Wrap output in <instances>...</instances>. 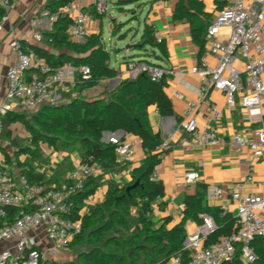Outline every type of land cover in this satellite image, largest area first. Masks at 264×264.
I'll return each mask as SVG.
<instances>
[{
    "label": "built area",
    "instance_id": "1",
    "mask_svg": "<svg viewBox=\"0 0 264 264\" xmlns=\"http://www.w3.org/2000/svg\"><path fill=\"white\" fill-rule=\"evenodd\" d=\"M15 5L16 0H0L4 11L0 29L9 20ZM95 10L99 15L106 14V0H97ZM43 15L50 25L68 17V34L73 41L84 43L90 35L91 13L80 1H69L56 11L46 9ZM33 38L41 41L43 35L36 32ZM157 41L161 43L162 37L158 36ZM12 46L17 62L7 73L8 91L1 108L3 113L16 107L36 111L42 105L67 102L77 91L79 82L92 73L88 64L76 65L70 61L54 68L21 39H15ZM209 56L217 58L215 66L209 64ZM239 58L242 66L237 65ZM128 66L132 72L145 71L153 81H160L173 72L150 62L131 61ZM192 71L200 77L201 85L198 97L187 103L180 123V128L192 136L185 145L208 147L229 143L240 154L249 151L252 169L254 163L264 158V127L254 129L252 134L235 132L227 139L214 127L199 129L192 115L201 102L207 103L213 114H220L208 97L212 89L225 93L230 108L236 105V96L240 93L243 106L264 112V0H227L208 27L204 50ZM170 138H174V134ZM103 140L116 144L119 161L132 159L140 145L138 138H123L117 132H105ZM169 141L164 139L160 149H168ZM28 142L32 145L31 135ZM97 168L96 164L81 162L69 173V181L61 185L32 184L26 176L16 175L5 158L0 157V264H46L54 261L59 252L67 250L82 232L83 216L88 211L81 209L79 218L70 217L72 197L84 188L88 178L96 176ZM156 177L155 171L153 178ZM184 180L186 184L197 182V172H187ZM253 181L249 173L228 191L230 199L237 202L236 227L230 235L206 245L205 238L216 228L213 218L206 215L205 226L198 227L185 242V249L189 250L187 261L183 262L182 256L176 255L166 264H224L239 250L244 263L254 262L257 255L250 243L256 236L264 235V181L261 182L262 193L241 191L243 185ZM223 194L224 190L216 185L208 187V199L220 198ZM161 199L158 197L151 202L148 214L155 211Z\"/></svg>",
    "mask_w": 264,
    "mask_h": 264
},
{
    "label": "trees",
    "instance_id": "2",
    "mask_svg": "<svg viewBox=\"0 0 264 264\" xmlns=\"http://www.w3.org/2000/svg\"><path fill=\"white\" fill-rule=\"evenodd\" d=\"M69 1L73 0H49L47 9L56 11ZM138 1L117 0L116 4L120 12L127 13L129 10L134 11L131 6ZM226 1L217 0L218 8L221 9ZM3 16L4 11L0 8V20ZM173 16L174 19L190 22L193 39L202 52L208 27L213 22L212 15L205 11L202 1L178 0ZM69 24L70 19L62 17L43 36L46 44L59 51L58 54L41 46L32 49L54 68L68 61L76 65L88 64L92 70L90 77L79 82L77 94L72 95L67 102L42 105L32 114L10 113L3 125L12 121H20L25 125L32 137V145L23 148L22 152L41 157L42 143L57 150L78 151L83 164H96L106 173L117 172L123 165L115 151L116 144L103 140L105 132L134 134L140 138L146 150L141 164L132 170V179L122 187L110 185L104 200L91 206L84 214L82 232L71 243L82 244L87 241L91 246L80 254V263L166 264L176 255H181L183 262H186L189 258V250L185 249L188 238L186 222L200 221L203 215L211 216L216 224V228L205 238L206 245L230 235L236 227L234 215L220 207L204 205V197L199 195H187L183 219L172 227H168L169 216L156 221L152 214L147 213L151 202L165 195L163 182L154 179L153 173L167 150L160 149L164 138L151 127L148 108L156 105L163 117L174 114L173 102L165 89L166 76L160 81H153L142 71L135 78L122 81L111 92L105 90L94 97L84 95L85 90L98 86L103 79L115 77L117 72L111 64V53L103 42L102 33L90 34L86 42L78 43L68 34ZM121 27L112 28L113 36L124 38L132 32L135 36L138 34L135 27H129L120 34ZM133 46L140 59L128 62H149L145 57L151 56L150 49L159 48L166 53L163 43L157 41L154 25L149 23H145L139 40ZM69 169L68 173L73 170L71 167ZM20 174L32 184L61 185L69 181L68 175L63 176L59 170L48 176L27 162L20 164ZM100 179L101 176L88 178L84 188L72 197L73 213L70 217L79 218V211L100 186ZM137 180L140 181L139 185L128 191L127 188ZM162 204L160 202L159 206ZM250 246L257 255L254 262L244 263L239 250L232 260L224 264H264V235L256 236ZM46 264L64 263L47 261Z\"/></svg>",
    "mask_w": 264,
    "mask_h": 264
},
{
    "label": "crops",
    "instance_id": "3",
    "mask_svg": "<svg viewBox=\"0 0 264 264\" xmlns=\"http://www.w3.org/2000/svg\"><path fill=\"white\" fill-rule=\"evenodd\" d=\"M89 10L91 13L88 29L90 34L102 33L103 42H105L104 29L107 26L111 39L116 37L118 41L124 42L125 47L116 48L114 56L111 53V64L116 69L117 75L113 78L103 79L98 86L83 92L88 97H94L101 92L107 90L111 92L115 90L122 81L135 78L139 72H132L129 69L128 61L140 59L137 57L138 51L134 49V44L139 40L143 28L138 34L130 33L124 38L119 35L113 36L112 28L122 25L120 34L130 27H134L133 23L138 21L140 17L130 19L128 12L119 11L117 1L114 8L103 15L97 14L95 4L97 0H77ZM178 0H158L146 1V6L141 15L145 14L144 25L149 23L155 27L156 38L162 37L163 46L166 53L159 48L149 50L151 56L156 58L152 61L147 57L149 62L157 63L173 70L172 73L166 75V92L171 98L174 105V114L163 117L156 105L148 108V119L151 127L155 132H160L164 139H169L170 147L162 156V161L156 167L157 180H161L165 187V195L160 202L157 203L155 211L152 213L154 219L159 221L165 216L170 217L168 227H172L179 223L184 216V205L187 195H199L204 197L203 204L211 207H220L223 210L229 207L235 217V209L237 202L230 199L228 191L232 189L236 183L244 180L247 174L251 173L254 181L243 185L241 191L246 193H262L261 182L264 181V158L254 163L251 169V154L249 151L238 153L229 143L225 145L215 146H198L185 145V141L191 139V134L180 128V123L184 119V111L187 103L196 99L197 90L201 85L200 77L192 71L193 67L198 65L202 54L200 46L194 41L192 35V27L190 22L182 19H174V10ZM203 3L206 12L212 15V19L219 12L217 0H200ZM49 0H16L14 10L10 13L9 20L0 29V157H4L13 172L20 174V164L29 163L38 170L47 173L48 176L54 175L56 170L61 171L63 176L69 175V167L75 168L81 161V154L78 151L68 152L65 150H57L47 144L42 143V157H38L29 152H22V149L31 146L28 142L29 132L25 125L20 121H12L7 125H3L4 121H8L10 113H26L32 114L25 107H16L13 110L3 113L1 108L6 103V95L8 91L9 69L17 62V54L12 46L15 39H21L31 48L41 46L58 54L59 51L53 50L46 44L44 39L38 41L33 38L36 32L42 33L43 36L52 30L43 12L47 9ZM107 2V0H106ZM116 9V10H115ZM98 17V18H97ZM127 17V19H123ZM132 18V17H131ZM107 19V20H105ZM106 21V22H105ZM124 23V24H121ZM119 24V25H117ZM136 33V31H135ZM113 57L116 62L113 63ZM123 57L124 59H119ZM142 59V58H141ZM210 65L217 64V58L208 57ZM238 66H242V59L239 58ZM77 91L74 92V95ZM209 100L213 103L219 115L213 114L208 109L205 102H201L194 112V116L198 122L199 129L204 127H214L219 135L229 138L235 132L252 134L253 130L258 127H264V112L258 109H249L241 104V94L236 96V105L228 107L227 96L220 90L212 89L209 93ZM123 138L136 137L139 139L138 151L132 159L128 161H120L123 167L117 172H104L99 166L95 177L101 176L100 186L96 192L91 195L85 202L82 209L89 210L88 205L102 202L108 192L110 185L118 184L120 187L125 185L132 179V170L141 164L145 157L144 148L141 145L140 138L134 134L118 131ZM174 134V138L170 136ZM189 171H195L198 174V181L186 184L184 176ZM210 185H216L224 190V194L220 198L208 199L207 190ZM206 215L197 220H188L186 222V232L188 238L192 236L198 227L205 226ZM55 261V260H54ZM58 262V261H57Z\"/></svg>",
    "mask_w": 264,
    "mask_h": 264
},
{
    "label": "rangeland",
    "instance_id": "4",
    "mask_svg": "<svg viewBox=\"0 0 264 264\" xmlns=\"http://www.w3.org/2000/svg\"><path fill=\"white\" fill-rule=\"evenodd\" d=\"M115 1H117V0H107L108 11H110L111 8H114V6H115L114 2ZM146 3L147 2H144V0H139L138 2H136L135 4H133L131 6L134 8V11L133 10L128 11L130 19H134V18H138V17H140V19H141L140 23L138 21H135L133 23V26L135 28H137L138 32L141 30V27L143 28V26H144L145 14L144 15H141V14L144 10L143 7L146 6ZM123 19H127V17H124ZM105 20H107V19H105ZM126 24H128V26L130 27L129 23H126ZM104 32H105V34H104L105 42H106L108 48L110 49V51H112L113 56H114V52H116L115 51L116 48H121V47L126 46V44H124V42H122L121 40L118 41L117 37L114 40L111 39V35L109 34V29L107 28V26L105 27ZM148 58L152 61H156V58L153 56H148ZM119 59L122 60L124 58L120 57ZM115 62H116V59H115V57H113V63H115ZM66 151L72 152V150H66ZM41 158L43 159L42 156H41ZM93 205H95V204L88 205V207L90 208ZM90 248H91V246L89 245V243L87 241H85L82 244H72L67 250L59 252L58 255L54 258V260L58 261L59 263H64V264H66V263L81 264L80 263V254L86 250H89Z\"/></svg>",
    "mask_w": 264,
    "mask_h": 264
},
{
    "label": "water",
    "instance_id": "5",
    "mask_svg": "<svg viewBox=\"0 0 264 264\" xmlns=\"http://www.w3.org/2000/svg\"><path fill=\"white\" fill-rule=\"evenodd\" d=\"M107 133H109V132H107ZM139 183H140V181L137 180L134 184L130 185V186L127 188V190L129 191L131 188H134V187L138 186Z\"/></svg>",
    "mask_w": 264,
    "mask_h": 264
}]
</instances>
